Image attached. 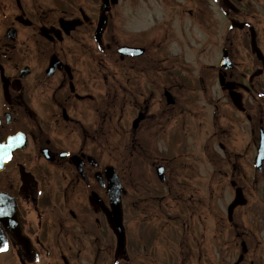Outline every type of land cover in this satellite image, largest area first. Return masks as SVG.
<instances>
[{
    "label": "flooded vegetation",
    "instance_id": "1",
    "mask_svg": "<svg viewBox=\"0 0 264 264\" xmlns=\"http://www.w3.org/2000/svg\"><path fill=\"white\" fill-rule=\"evenodd\" d=\"M160 1L166 39L175 31L185 35L183 24L179 32L174 30V23L184 16L193 22L192 29L206 30L212 19L201 18V7L219 24L209 0ZM213 1L229 30L219 60L203 66L215 70L224 103L213 96L206 72L199 71L198 81L205 96L201 98L215 113L225 108L224 132L219 139L215 131L213 138L224 150L231 172L220 185L230 190L228 199L217 207L215 174L210 179L207 175L206 189L191 192L179 183L174 189L170 178L184 169L174 171L171 162L164 161L163 183L170 186L168 193L177 194L182 217L167 219L166 212L160 230L147 229L146 223L140 230L128 225L125 252L105 213V208L111 209L105 133L116 126L114 114V125H106L103 90L94 93L89 88L90 75L104 81L95 40L103 1L0 0V143L18 135L11 159L0 163V225L7 245L0 253H11L16 264H152L158 259L157 244L160 264H264V0ZM118 3L110 0L106 12L104 50ZM174 79L178 88L182 86ZM184 105L185 97H174L167 107L180 116L199 118L197 107ZM144 119L143 123L149 112ZM10 152V147L1 148L0 158ZM215 157L213 151L206 155L212 165ZM197 193L202 199L195 198ZM132 195L135 211L145 219L158 216L151 200L139 205L135 188ZM237 195L241 204L232 206ZM184 197L202 202V207L186 215ZM175 219H181L177 226Z\"/></svg>",
    "mask_w": 264,
    "mask_h": 264
},
{
    "label": "rangeland",
    "instance_id": "2",
    "mask_svg": "<svg viewBox=\"0 0 264 264\" xmlns=\"http://www.w3.org/2000/svg\"><path fill=\"white\" fill-rule=\"evenodd\" d=\"M209 1L216 11L219 24L215 23L205 7H201V18L212 19L210 23L205 22L206 30L192 29L193 22L184 16L182 21L174 23V30L179 32L178 26L183 24L185 35L178 33L180 36H177L175 31L166 39L161 31L163 11L158 7L159 3H162L160 0H119L105 36V48L108 49L103 56L97 54L98 61L102 60L104 64V81H97L96 78L89 76V88H92L94 93L100 90L104 92L106 125H114L112 122L114 114L116 126H109L110 129H106L105 133V162L108 165L117 163L127 181L126 194L122 199L126 211L125 224L131 229L135 226L140 230L141 223H146L147 229L160 230L166 212L167 219H172L175 215L182 217V207L178 206L177 194L168 193L170 186L166 187L157 175L156 168L165 164L164 161H170L174 171H177L178 167L183 168L182 174L190 176L189 179L183 178L180 173L178 177L174 175V178H170L174 189L177 183L181 184L184 190L191 192L206 189L207 175L209 174L210 179L212 174H215L218 186L217 207L223 206L228 199L230 190L220 185H223L221 182L225 180L226 173L231 172L225 161L224 150L219 147L218 139L213 138L215 131L218 132L219 139L220 133L224 132L225 108L222 107L215 113V108L206 103L207 99L201 98L205 96L199 89L201 87L198 81V74L206 72L210 77L213 96L224 103L225 94L218 83L215 70H204L203 65L215 64L221 57L224 34L229 30L228 21L220 13L218 4L213 0ZM89 6L90 10L94 9L93 3H89ZM184 7L190 8L191 2ZM127 45L147 47L146 57L148 56L147 60L150 63L145 60L146 57L129 59L125 55V59H122L117 47ZM167 61L169 63H166ZM90 63L93 66L97 65V62ZM167 74L171 78H168ZM174 77L178 78L179 85H182L179 88ZM165 90L173 92L175 97H185L184 106L197 107L199 118L193 119L189 113L180 116L176 109L167 107ZM177 106H180V102ZM145 110L149 112V119L145 123H143L145 119L141 120L138 125L141 126L133 128L139 111ZM213 120L217 123L215 127ZM212 151L216 153L214 165L206 159L208 152ZM134 188L137 190V203L149 204L151 200V206L158 212L157 217L149 216L145 219L143 214L140 215L138 210L132 208ZM204 195L207 199L208 194ZM195 198H201L200 194H195ZM184 199L186 207L189 208L185 212L186 215L188 211L202 207V202L197 203L193 198L189 201L187 197ZM180 221L181 219H175L174 225L177 226ZM154 253L158 259L152 261V264L162 263L157 244ZM0 264L16 263L9 253L0 254Z\"/></svg>",
    "mask_w": 264,
    "mask_h": 264
},
{
    "label": "water",
    "instance_id": "3",
    "mask_svg": "<svg viewBox=\"0 0 264 264\" xmlns=\"http://www.w3.org/2000/svg\"><path fill=\"white\" fill-rule=\"evenodd\" d=\"M105 3L107 5L106 0H105ZM106 10H107V6L104 7V11H106ZM104 25H105V22H104ZM104 25L102 28H100L99 36L104 29ZM130 50L132 52L134 51V49H130ZM113 191L116 192V197H113L114 198V205H116V206H115V215L111 217V223H112V226H113L114 230L116 231L117 235L119 236L120 245L125 247L126 236H125V230H124V226H123V211H122V205H121V187H120V185L115 186L113 188L112 192Z\"/></svg>",
    "mask_w": 264,
    "mask_h": 264
},
{
    "label": "snow or ice",
    "instance_id": "4",
    "mask_svg": "<svg viewBox=\"0 0 264 264\" xmlns=\"http://www.w3.org/2000/svg\"><path fill=\"white\" fill-rule=\"evenodd\" d=\"M0 250H6V245H5V248L4 249H0Z\"/></svg>",
    "mask_w": 264,
    "mask_h": 264
}]
</instances>
